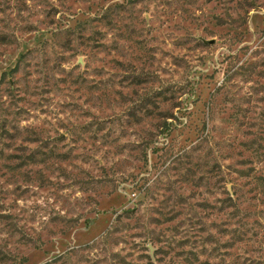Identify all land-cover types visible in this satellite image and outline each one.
Listing matches in <instances>:
<instances>
[{
  "label": "rangeland",
  "instance_id": "obj_1",
  "mask_svg": "<svg viewBox=\"0 0 264 264\" xmlns=\"http://www.w3.org/2000/svg\"><path fill=\"white\" fill-rule=\"evenodd\" d=\"M0 264H264V0H0Z\"/></svg>",
  "mask_w": 264,
  "mask_h": 264
}]
</instances>
